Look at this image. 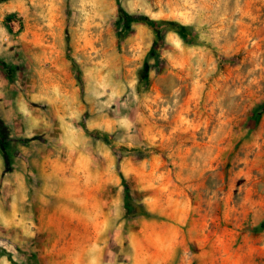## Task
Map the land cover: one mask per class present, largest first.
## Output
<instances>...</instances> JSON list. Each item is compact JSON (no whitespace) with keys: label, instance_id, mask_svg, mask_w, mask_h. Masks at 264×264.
<instances>
[{"label":"rangeland","instance_id":"obj_1","mask_svg":"<svg viewBox=\"0 0 264 264\" xmlns=\"http://www.w3.org/2000/svg\"><path fill=\"white\" fill-rule=\"evenodd\" d=\"M263 102L264 0H0V264H264Z\"/></svg>","mask_w":264,"mask_h":264},{"label":"trees","instance_id":"obj_2","mask_svg":"<svg viewBox=\"0 0 264 264\" xmlns=\"http://www.w3.org/2000/svg\"><path fill=\"white\" fill-rule=\"evenodd\" d=\"M124 13L125 19L128 21H134V22H141L144 23L146 26H149L153 28L154 30H161L162 32H172L174 34H177L181 39L183 40H189L193 41L194 36L192 35L189 26L180 24L176 21L173 20H150V19H145L142 15H130ZM149 54L151 56H157L158 53L156 52V49L154 47H151ZM259 108L261 110H264V102L260 104ZM127 212L130 213V210H127ZM15 264V263H12Z\"/></svg>","mask_w":264,"mask_h":264}]
</instances>
